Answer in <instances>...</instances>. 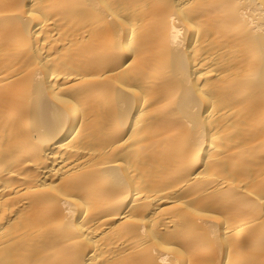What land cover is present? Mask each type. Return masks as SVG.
Wrapping results in <instances>:
<instances>
[{"label":"bare ground","instance_id":"1","mask_svg":"<svg viewBox=\"0 0 264 264\" xmlns=\"http://www.w3.org/2000/svg\"><path fill=\"white\" fill-rule=\"evenodd\" d=\"M0 264H264V0H0Z\"/></svg>","mask_w":264,"mask_h":264}]
</instances>
